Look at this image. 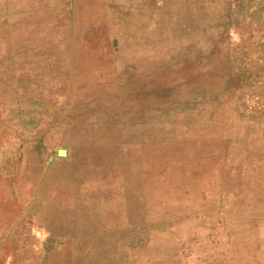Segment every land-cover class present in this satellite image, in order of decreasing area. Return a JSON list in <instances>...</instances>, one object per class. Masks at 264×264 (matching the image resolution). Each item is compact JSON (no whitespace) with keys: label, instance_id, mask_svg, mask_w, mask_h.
Here are the masks:
<instances>
[{"label":"rangeland","instance_id":"1","mask_svg":"<svg viewBox=\"0 0 264 264\" xmlns=\"http://www.w3.org/2000/svg\"><path fill=\"white\" fill-rule=\"evenodd\" d=\"M0 264H264V0H0Z\"/></svg>","mask_w":264,"mask_h":264},{"label":"crops","instance_id":"2","mask_svg":"<svg viewBox=\"0 0 264 264\" xmlns=\"http://www.w3.org/2000/svg\"><path fill=\"white\" fill-rule=\"evenodd\" d=\"M60 194L59 195H60V202L61 203L56 208H61L63 206H67V207L71 206L72 205V200H71V197L69 196V194L68 193H62V192Z\"/></svg>","mask_w":264,"mask_h":264},{"label":"water","instance_id":"3","mask_svg":"<svg viewBox=\"0 0 264 264\" xmlns=\"http://www.w3.org/2000/svg\"><path fill=\"white\" fill-rule=\"evenodd\" d=\"M59 154L60 155H65V151L64 150H61V151H59Z\"/></svg>","mask_w":264,"mask_h":264}]
</instances>
